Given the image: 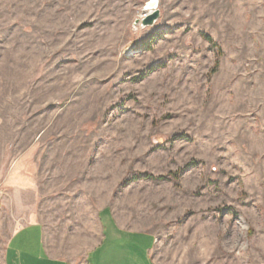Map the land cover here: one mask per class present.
Wrapping results in <instances>:
<instances>
[{
  "label": "rangeland",
  "instance_id": "rangeland-1",
  "mask_svg": "<svg viewBox=\"0 0 264 264\" xmlns=\"http://www.w3.org/2000/svg\"><path fill=\"white\" fill-rule=\"evenodd\" d=\"M146 1L0 0V167L46 220L83 194L154 233L158 264H264V0H158L142 26Z\"/></svg>",
  "mask_w": 264,
  "mask_h": 264
},
{
  "label": "crops",
  "instance_id": "crops-1",
  "mask_svg": "<svg viewBox=\"0 0 264 264\" xmlns=\"http://www.w3.org/2000/svg\"><path fill=\"white\" fill-rule=\"evenodd\" d=\"M17 162L0 167V184L15 192L11 200L20 219L7 240L4 264H158L154 233L122 226L111 210L89 205L88 195L54 192L44 219L38 184Z\"/></svg>",
  "mask_w": 264,
  "mask_h": 264
},
{
  "label": "water",
  "instance_id": "water-1",
  "mask_svg": "<svg viewBox=\"0 0 264 264\" xmlns=\"http://www.w3.org/2000/svg\"><path fill=\"white\" fill-rule=\"evenodd\" d=\"M144 10L147 11L141 17L135 19V23L142 26H152L159 17L158 0H148L144 4Z\"/></svg>",
  "mask_w": 264,
  "mask_h": 264
},
{
  "label": "trees",
  "instance_id": "trees-1",
  "mask_svg": "<svg viewBox=\"0 0 264 264\" xmlns=\"http://www.w3.org/2000/svg\"><path fill=\"white\" fill-rule=\"evenodd\" d=\"M154 39H155V38L153 37L152 40L154 41ZM152 40H151V41H152ZM148 46H149V45H148ZM149 70L151 71V70H153V68L150 67ZM146 74H147V73H146Z\"/></svg>",
  "mask_w": 264,
  "mask_h": 264
},
{
  "label": "bare ground",
  "instance_id": "bare-ground-1",
  "mask_svg": "<svg viewBox=\"0 0 264 264\" xmlns=\"http://www.w3.org/2000/svg\"><path fill=\"white\" fill-rule=\"evenodd\" d=\"M145 11V10H144ZM147 11H145V13H146Z\"/></svg>",
  "mask_w": 264,
  "mask_h": 264
}]
</instances>
